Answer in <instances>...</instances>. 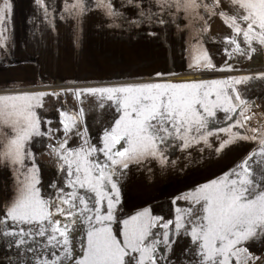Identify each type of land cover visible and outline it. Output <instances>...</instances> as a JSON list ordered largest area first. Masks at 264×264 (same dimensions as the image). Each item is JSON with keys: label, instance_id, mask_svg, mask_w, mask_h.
<instances>
[{"label": "rangeland", "instance_id": "374dc122", "mask_svg": "<svg viewBox=\"0 0 264 264\" xmlns=\"http://www.w3.org/2000/svg\"><path fill=\"white\" fill-rule=\"evenodd\" d=\"M116 5L115 55L79 56L95 46L75 35L74 72H93L56 82L36 67L9 92L38 178L17 214L0 194V264H247L264 252V0ZM103 68L114 78L96 80ZM195 74L208 77L163 84ZM206 137L258 146L170 194L184 175L166 155Z\"/></svg>", "mask_w": 264, "mask_h": 264}, {"label": "crops", "instance_id": "0c3cea01", "mask_svg": "<svg viewBox=\"0 0 264 264\" xmlns=\"http://www.w3.org/2000/svg\"><path fill=\"white\" fill-rule=\"evenodd\" d=\"M116 1L0 0V194H6L5 197L9 200L5 204L6 209L10 211L9 214H17L19 209L25 208L24 199L21 198V195L24 196L25 188L21 185L27 181L35 183L38 178L36 176L38 171L26 174L27 169L24 168L26 165L23 162L25 136L30 133L20 123L19 117H16L19 112L9 111V105L19 98V95L15 96L9 92L26 87L29 80L43 78L38 76L42 72L48 79L56 82L83 78L85 77L83 75L93 72L86 70L78 71L76 74L74 72L72 65L75 64V35H80L82 39L88 38L89 43L95 46L92 54L82 51L79 56L115 55V37L123 35L121 20L128 16V13H123L116 5ZM134 34L138 35L137 30ZM42 62H51L52 66L42 69ZM36 67L40 70L39 73ZM96 72L98 73L96 80L114 78L111 69L103 68ZM163 82L169 84L171 81ZM35 84L36 82L33 85ZM249 139L234 138L231 142L226 141L228 144L231 143L232 148L229 150L221 151L216 145L214 146L216 150L213 151V145L217 141L213 142V138L206 137L200 140L203 143L195 141L177 148L176 152L168 153L166 155L168 159L163 161L171 160L172 164H175V169L171 172L184 175L178 180L180 185L178 188L171 184L172 189H169V193L177 195L188 185L213 183V174L222 173L224 167H232L230 164L237 162L254 146H258V143L255 144ZM262 147L264 148V145ZM146 161H149L148 158ZM156 161L158 159H155ZM188 167L189 171L184 173L183 170ZM31 171L33 172V169ZM132 171L133 169L127 168L126 176L129 181H132L130 180ZM2 185L7 186L4 193ZM70 242V247H74L73 242ZM11 244L9 243L10 247H16ZM69 259L76 260L72 255ZM48 263L52 264L51 261Z\"/></svg>", "mask_w": 264, "mask_h": 264}, {"label": "water", "instance_id": "95a60500", "mask_svg": "<svg viewBox=\"0 0 264 264\" xmlns=\"http://www.w3.org/2000/svg\"><path fill=\"white\" fill-rule=\"evenodd\" d=\"M208 76H202L201 74H195V75H189V77L187 78H181V77H174V78H171V79H168V81H171V80H192V79H202V78H206ZM262 257V260L260 261L259 264H264V252L263 254L260 256Z\"/></svg>", "mask_w": 264, "mask_h": 264}, {"label": "flooded vegetation", "instance_id": "af4514ba", "mask_svg": "<svg viewBox=\"0 0 264 264\" xmlns=\"http://www.w3.org/2000/svg\"><path fill=\"white\" fill-rule=\"evenodd\" d=\"M263 253H261L260 255H258L255 258H252L250 261L247 262V264H259L260 261L262 260V257H260Z\"/></svg>", "mask_w": 264, "mask_h": 264}]
</instances>
